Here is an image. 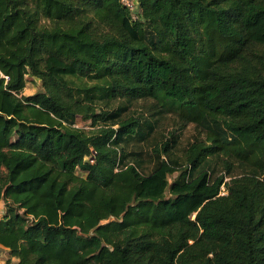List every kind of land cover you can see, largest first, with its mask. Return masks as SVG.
<instances>
[{
  "label": "trees",
  "instance_id": "trees-1",
  "mask_svg": "<svg viewBox=\"0 0 264 264\" xmlns=\"http://www.w3.org/2000/svg\"><path fill=\"white\" fill-rule=\"evenodd\" d=\"M136 1L0 0L4 264H264V0Z\"/></svg>",
  "mask_w": 264,
  "mask_h": 264
},
{
  "label": "rangeland",
  "instance_id": "rangeland-1",
  "mask_svg": "<svg viewBox=\"0 0 264 264\" xmlns=\"http://www.w3.org/2000/svg\"><path fill=\"white\" fill-rule=\"evenodd\" d=\"M42 90V86H41V82L40 80L34 78V77H30V76H26L25 77V87L22 91V94L25 96L28 95H32L37 91H41ZM134 108L137 110H141L145 115H149L150 111H148L149 105L148 104H143V103H138ZM147 111V113H146ZM160 130L156 132L154 139L157 141H161L164 139V133H171L173 130L176 129V126L172 124L171 120H168L167 118H164L160 121ZM75 126L83 129L84 131H90L92 128L90 127V122L89 121H83L81 119H77ZM180 133V144L179 146H177V151L176 154L180 156L181 154V148L184 147V145L190 141L192 139V137L195 134V131L193 129V127L191 125H187L185 128L181 129L179 131ZM175 133H178L175 131ZM136 150L141 148L142 150H145L147 148V146L145 144H139V145H135ZM86 162L88 161V157L85 158ZM146 171V170H145ZM144 171V173H145ZM76 173L82 177L85 176L86 172L82 171V170H76ZM177 174H173L170 177V180L173 179V177H175ZM10 258L8 250H6L5 248H3L2 246H0V264H4L5 261H7ZM13 261H15L14 259H12Z\"/></svg>",
  "mask_w": 264,
  "mask_h": 264
},
{
  "label": "built area",
  "instance_id": "built-area-1",
  "mask_svg": "<svg viewBox=\"0 0 264 264\" xmlns=\"http://www.w3.org/2000/svg\"><path fill=\"white\" fill-rule=\"evenodd\" d=\"M120 4L126 8V10L129 12L132 21H135L140 13V10L138 8V3L136 0H119ZM88 161L90 163L93 162L92 158H88ZM222 194L224 193V188L221 187Z\"/></svg>",
  "mask_w": 264,
  "mask_h": 264
},
{
  "label": "crops",
  "instance_id": "crops-1",
  "mask_svg": "<svg viewBox=\"0 0 264 264\" xmlns=\"http://www.w3.org/2000/svg\"><path fill=\"white\" fill-rule=\"evenodd\" d=\"M3 211H4V202L0 200V217L2 216Z\"/></svg>",
  "mask_w": 264,
  "mask_h": 264
}]
</instances>
